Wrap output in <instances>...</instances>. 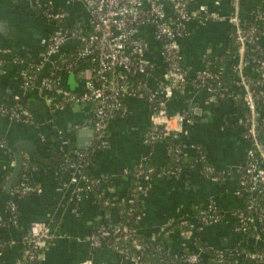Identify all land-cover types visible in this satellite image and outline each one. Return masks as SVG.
Segmentation results:
<instances>
[{
    "label": "crops",
    "instance_id": "obj_1",
    "mask_svg": "<svg viewBox=\"0 0 264 264\" xmlns=\"http://www.w3.org/2000/svg\"><path fill=\"white\" fill-rule=\"evenodd\" d=\"M48 1L64 12L62 22L66 29L75 28L79 33L90 30V17L82 3ZM244 1L240 0L241 13L246 10ZM203 3L210 10L229 9L227 0H203ZM196 5L190 6L191 11L197 10ZM196 16L197 13L188 22L187 36L180 41L184 65L190 73L202 68L204 55L215 57L219 54L231 27L225 22L201 24ZM55 27L54 22L38 14L23 0H0V102L11 105L12 99L25 97L32 107L34 120V124L19 123L0 113V180L14 163L12 146L16 141L31 143V151L23 150L22 153L37 167L29 177L34 189L20 201L16 222L0 229V240L4 245L0 250V264H16L21 260L20 237L34 221L49 223L54 235L42 244L39 264H82L85 261L90 264H141L113 250L91 245L88 235L94 222L103 218L102 211L73 183L69 182L65 189H61L49 168L58 157L59 139L67 138L77 147L84 148L93 143L95 136L91 128L93 103L64 104L50 85L23 87L22 72L40 57L42 39ZM134 36L143 37L147 43L144 55L152 68L142 78L148 88L154 89L164 74L160 42L149 25L140 26ZM75 45H78L76 39L67 41L61 52L43 66L41 73L44 75L64 52ZM90 71L89 68L76 72L62 69L58 74V85L69 95L78 94ZM250 71L247 68L245 73L251 75ZM189 86L169 99L167 110L170 114H181L182 134L202 145L213 168L219 172L227 171L229 179L223 177L221 184H217L196 171L178 179L175 176L168 179L152 177L144 184L138 229L152 232L160 230L169 221H181L189 217L191 207L206 202L210 196L212 203L221 206L222 217L215 226L202 225L198 234L214 245L225 241L232 245L237 240L235 213L242 204V199L235 194L237 169L244 162L247 148V141L237 123L244 109L233 99L220 100L206 90ZM261 91L264 93V80ZM122 105V113L114 114L106 123L109 146L97 149L95 158V173L111 179L110 201L123 196L126 186L123 170L127 166L149 158L162 163L167 154L165 142L151 146L143 142L151 124L147 101L140 96L128 97L122 100ZM187 151L192 152L191 149ZM2 191L1 213L6 203V193ZM171 234L173 238L167 248L172 254H178L183 247H193L194 231L186 234L174 231ZM257 243L255 238L242 242L250 248L249 251Z\"/></svg>",
    "mask_w": 264,
    "mask_h": 264
},
{
    "label": "built area",
    "instance_id": "obj_2",
    "mask_svg": "<svg viewBox=\"0 0 264 264\" xmlns=\"http://www.w3.org/2000/svg\"><path fill=\"white\" fill-rule=\"evenodd\" d=\"M34 9H41L40 15L49 21L55 23V30L42 39L43 49L40 52V64L36 67L25 69L22 72V84L24 88L34 85L51 86L62 97L63 102L75 103H93V118L91 128L97 135L99 147L105 149L109 146L106 140V123L114 109L122 107V100L140 96L132 94L127 88V82L121 81V84L110 80L107 74H112L118 78H125L127 73L146 74L151 70L152 64L145 58L146 41L143 37L134 36L135 30L142 25L152 27L155 38L160 42V51L164 63V74L162 80H159L154 89L147 98L149 107L150 127L143 138L146 145L153 144L163 140L170 133L182 132L181 114H170L167 110V102L176 92H181L186 86L192 85L189 71L184 65V57L180 49V41L187 36V24L197 13L196 18L201 24L209 22H225L229 24V36H232L237 44L236 61L233 71L236 73L237 84L241 88V93L235 94L231 99H239L244 109V114L238 119V125L243 131L242 137L247 141L245 161L237 169L238 178L236 182L235 194L249 193L250 197L245 202V208L252 211L251 215L245 214L242 210L236 211L237 225L236 231L243 224L242 221L253 223L260 226V231L256 240L264 232V98L260 87L264 78V55L260 60L254 57L244 58L245 52L253 48L256 43L264 50V0L258 2L249 12H240V0H227L229 8L227 11L223 8L210 10L203 3V0H70L72 2L82 3L90 17V30L86 33H79L77 29H66L63 25L64 12L55 7L48 0H23ZM196 3V13L191 11L190 6ZM243 18H250L252 22L246 24ZM258 24L263 26L259 29ZM76 39L79 49L78 56L85 57L92 55L96 59L97 67L90 71V76L83 82L81 91L78 94L69 95L57 86L51 84L50 78L43 75V66L51 61L50 59L61 52L62 46L69 40ZM258 64L257 70L251 72L258 73L260 80L252 81L246 77L245 70L251 63ZM1 64V61H0ZM74 64L69 63L65 67L67 71H73ZM148 69V70H147ZM196 87L205 88L204 90L223 97L224 93L217 82L213 85H207V78L216 80L218 75L206 69H199L196 73ZM195 81V80H194ZM259 90H253L252 87ZM141 97V96H140ZM1 109V113L10 119L17 121L20 115H25V119H32L27 110H17L12 106L9 111ZM8 114V115H7ZM69 140L61 138L59 150H64ZM183 149L193 150L194 145L182 144ZM75 154L81 156V153L75 151ZM28 156H26L27 158ZM73 166V165H69ZM72 168V167H71ZM212 170V169H210ZM126 169L123 174L127 176ZM142 170H140V173ZM165 176V175H163ZM174 176V175H170ZM150 178H143L140 183H145ZM212 181H218L219 177L210 178ZM87 181L86 175L76 170L69 178L78 191L82 193L80 181ZM95 183L94 180H91ZM145 187V185H144ZM34 188L29 182L22 180L15 185L13 193L18 197L32 191ZM145 191V189H144ZM127 199V198H126ZM109 201V200H108ZM105 200L104 204L108 203ZM243 203V202H242ZM11 210L16 207L9 202ZM208 205L206 209H210ZM140 215L138 216L139 219ZM3 215H0V220ZM219 214H206L200 220L203 225H211L219 221ZM16 220L11 219L10 223ZM171 221L168 223L170 224ZM167 223V226H168ZM241 223V224H240ZM200 225V223H197ZM241 225V226H239ZM112 230L115 233L113 238V249L119 254H125V258L132 259L141 264H149L139 261L142 253H128L126 247L118 246L120 242L131 233L119 224L102 226L101 232L94 234L90 232L88 240L96 248L101 247V238ZM165 228L159 231L162 233ZM54 237L51 225L43 221H34L29 224L20 237L22 248V258L19 264H39L41 246L45 241ZM136 250L142 251L143 245L135 242L133 244ZM232 245L225 246V249L218 246L216 249V259L223 263V254L221 250H230ZM203 255L199 248L193 253L187 254L181 264H200V256ZM250 258L256 260V264H264V251L255 253H244ZM123 257V256H122ZM82 264H90L85 261ZM168 264V263H164ZM224 264H232L225 262Z\"/></svg>",
    "mask_w": 264,
    "mask_h": 264
},
{
    "label": "trees",
    "instance_id": "obj_3",
    "mask_svg": "<svg viewBox=\"0 0 264 264\" xmlns=\"http://www.w3.org/2000/svg\"><path fill=\"white\" fill-rule=\"evenodd\" d=\"M245 3V12H249L252 7L258 2V0H246ZM38 14L41 13V9L35 8ZM246 24H250L252 19L243 18ZM263 25L258 24L259 29H261ZM78 30V29H77ZM79 32V31H78ZM79 49L78 45L74 47H70L66 52L61 55L57 61L44 73L45 76L50 78L51 84L57 86L58 84V74L65 67L69 65V63L74 64L73 72L80 70L81 68H89L90 70L97 67L96 59H93L92 55L80 57L77 54ZM237 54V44L234 41L232 36H228L226 38L225 45L223 49L219 52V54L215 57H210L208 55L203 56L202 69H206L212 73H216L218 75L217 79L207 78L205 80L206 86L213 85L215 83H219L220 87L224 93L223 97H220V100H225L227 98L233 97L235 94L241 93V88L237 84L236 73L233 71L234 62L236 61ZM264 55V50L260 48L258 44H254L253 48L246 50L244 58L254 57L255 60H260ZM41 57H38L33 63L28 64V68L36 67L40 64ZM187 68V67H186ZM258 68V64L251 63L249 69L251 72H255ZM148 70V69H147ZM188 70V68H187ZM197 73V72H196ZM196 73H190L189 76L192 80V85L189 86L191 88L196 89H205L203 87H196ZM110 80H114L115 82L121 84V81L127 82V88L130 90L132 94L140 95L146 101L149 97L151 91L143 81L141 74H130L127 73L125 78H118L113 76L112 74H107ZM247 78L253 79L252 81L260 80L261 77L258 73H254V76L246 75ZM86 80V79H85ZM195 80V81H194ZM264 80V78H263ZM253 90L261 91V87L258 89L256 86L252 87ZM262 92V91H261ZM60 100V99H59ZM62 100V97H61ZM60 100V101H61ZM64 104H68V102H63ZM234 102L239 106L241 101L239 99H234ZM61 103V104H62ZM149 105L152 102H147ZM242 105V104H241ZM14 106L17 110H27L29 114L33 115V110L31 105L28 103L25 97L12 99L11 105H6L0 102V108L3 110H8ZM237 106V107H238ZM243 109V108H242ZM244 114V111H242ZM1 113V109H0ZM122 107L119 109H114L111 113V116L107 119V121L114 114H121ZM8 115V114H7ZM93 118V116H92ZM19 123H31L34 124L33 119H25V115H20V118L17 120ZM243 134V131H241ZM106 140L109 144V135L107 129H105ZM61 139H59L60 142ZM160 143H164L165 150L167 151L165 160L162 163H155L152 159H141L137 162L132 163L127 166L125 177L126 186L125 191L122 197H119L116 200L110 201L109 199V187L111 186L110 177L100 176L96 171L97 162L96 151L97 149H102L99 147L97 135L94 136V141L87 147L79 148L72 141H69L64 150H58L57 159L49 165L50 170L53 172L57 184L61 189H65L69 184V178L76 170L80 171L82 174L86 175L87 181H80V184L84 190L82 194L89 200H92L93 204H95L103 213V218L94 222L91 232L94 234H98L101 232L102 226H108L111 224H119L121 228H125L128 233H131V236H127L122 239L120 242L116 243L118 246L126 247L128 249V253H142L139 257V261L147 262L149 264H181L184 257L196 251V248H199L203 255L200 256V264H224L225 262L232 264H256V260L253 258L244 255V253H250L242 242L247 241L250 238H254L257 236L258 232L261 230L260 226H258V230L256 229V225L253 223H249L246 221H242L244 225H239L237 229V240L232 242V249L230 250H221L223 254V263H220L216 259V249L218 246H221L225 249V246L229 241L218 242L216 245L209 243L205 239H203L199 234V228L203 225L200 218L205 216L206 214H219L221 220L222 217V208L220 205L212 203V198L209 196L208 200L204 203H198L195 206L191 207L189 217L181 221H171L170 224H165L163 227L165 230L161 233L159 230H153L152 232H144L139 231L138 229V216L141 214L142 210V197L144 193V182L140 183V181L147 177H161L168 179L170 175H174L177 179L182 177L189 172H198L201 176L205 178H212L214 176H218L219 180L214 181L217 184H221L222 178L229 179L228 172L223 171L219 172L213 168V165L207 160L206 151L202 145L193 141L188 136H184L182 132L180 133H170L163 140L157 141ZM156 143V142H155ZM192 144L194 145V149L192 152H188L183 149L182 144ZM154 144V143H153ZM152 143L148 146L153 145ZM75 151L81 153V156L75 154ZM11 155V152H10ZM245 161V159H244ZM244 163V162H243ZM73 165V166H69ZM243 165V164H242ZM198 166V167H196ZM72 167V168H71ZM35 163L30 161L29 158H26V155H23L22 167L21 170L12 183L8 193L6 194V203L4 205L3 213L0 212V215H3V218L0 220V229L4 228L6 225L10 223L11 219L16 220L18 217L20 201L25 199L32 191L20 195L18 197L17 193H11L19 182L25 180L29 182V177L34 173ZM212 169V170H210ZM140 170L142 172L140 173ZM9 175V170L2 176L0 180V196L3 195V186L6 182V179ZM165 175V176H163ZM238 178V176H237ZM91 180H94L95 183H92ZM237 182V180H236ZM29 185L30 182H29ZM32 186V185H31ZM237 186V185H236ZM235 186V188H236ZM240 199H242L241 207L237 210H242L245 212L246 216L251 215L252 211H248L245 206V202L249 199V193H241L238 195ZM127 198V199H126ZM105 200H109L107 204H104ZM9 202H12L16 210L12 211ZM208 205H211L210 209H206ZM114 207L118 213V219L115 222H106V215L110 212L111 208ZM200 223V225H197ZM217 223H213L209 226H215ZM241 224V223H240ZM237 225V224H236ZM235 225V227H236ZM238 226V225H237ZM162 227V228H163ZM262 228L264 225L261 226ZM260 229V230H259ZM194 231L193 237V247H183L182 250L178 254H172L167 248V243L172 240V234L174 231H179L181 234H186L188 231ZM115 233L112 230L107 231L103 237L101 238V248L113 250L117 254V251L113 249L114 241L113 238ZM241 237V238H240ZM241 239V242H240ZM258 243L252 248V252L259 253L264 251V232L260 235V239L257 240ZM3 241L0 240V250L3 248ZM135 242H138L143 245L142 251L136 250L133 246ZM222 243V244H221ZM23 248V246H22ZM120 256H125V254H119ZM20 262L16 263L19 264Z\"/></svg>",
    "mask_w": 264,
    "mask_h": 264
},
{
    "label": "water",
    "instance_id": "obj_4",
    "mask_svg": "<svg viewBox=\"0 0 264 264\" xmlns=\"http://www.w3.org/2000/svg\"><path fill=\"white\" fill-rule=\"evenodd\" d=\"M262 96L264 98V93H262ZM31 143L27 140H19L16 141L12 146V154L14 163L12 167L10 168L9 175L6 179V182L4 184L3 190L7 194L12 183L17 178L21 167H22V161H23V150L31 151ZM118 219V213L114 207L111 208L109 212V217L105 218L106 222H115Z\"/></svg>",
    "mask_w": 264,
    "mask_h": 264
}]
</instances>
